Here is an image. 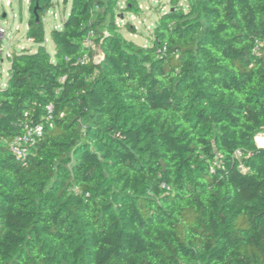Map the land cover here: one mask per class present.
Masks as SVG:
<instances>
[{
	"label": "trees",
	"instance_id": "trees-1",
	"mask_svg": "<svg viewBox=\"0 0 264 264\" xmlns=\"http://www.w3.org/2000/svg\"><path fill=\"white\" fill-rule=\"evenodd\" d=\"M181 1L144 47L116 22L137 0H63L52 56L55 0H29L38 49L0 84V264H264V0Z\"/></svg>",
	"mask_w": 264,
	"mask_h": 264
},
{
	"label": "rangeland",
	"instance_id": "rangeland-1",
	"mask_svg": "<svg viewBox=\"0 0 264 264\" xmlns=\"http://www.w3.org/2000/svg\"><path fill=\"white\" fill-rule=\"evenodd\" d=\"M143 11L139 17L127 12H117V24L124 26L131 24L136 34L129 33L126 29L123 33L135 41L140 46H149L150 38L153 35L156 23L159 21L161 14L171 9V0H137ZM56 7L52 9L44 20L46 30V49L52 56L54 55V44L51 39V32L54 28H61L64 19L68 16L71 6H65L63 0H55ZM181 3L187 6L186 0ZM119 7L121 10L126 8L125 0H120ZM29 13V0H0V26L7 30V36L4 44L10 45L12 52L29 50L36 52L38 46L31 42L27 37ZM96 60L102 58L100 50L96 49ZM4 62V63H2ZM10 60L5 55H0V83L7 81ZM259 147H264V133L257 137Z\"/></svg>",
	"mask_w": 264,
	"mask_h": 264
},
{
	"label": "built area",
	"instance_id": "built-area-1",
	"mask_svg": "<svg viewBox=\"0 0 264 264\" xmlns=\"http://www.w3.org/2000/svg\"><path fill=\"white\" fill-rule=\"evenodd\" d=\"M6 36L7 30L4 27L0 26V55H5L10 60L13 52L10 49V45L4 44ZM93 38L94 34L90 33L86 40V45L88 47H93ZM86 61L87 57H85L84 59V62ZM60 81L64 82L65 79L62 78L60 79ZM49 109L52 110V107H49ZM46 128H54V123L51 117L48 119L46 125H26L23 133L14 137L11 141L9 146L10 153L19 160L26 161V159L31 155L32 150L36 147L38 138L44 133Z\"/></svg>",
	"mask_w": 264,
	"mask_h": 264
},
{
	"label": "crops",
	"instance_id": "crops-1",
	"mask_svg": "<svg viewBox=\"0 0 264 264\" xmlns=\"http://www.w3.org/2000/svg\"><path fill=\"white\" fill-rule=\"evenodd\" d=\"M2 63H4V62H2ZM10 68V67H9ZM8 77V76H7ZM6 83H7V81L5 82V83H0L2 86H5L6 85Z\"/></svg>",
	"mask_w": 264,
	"mask_h": 264
}]
</instances>
